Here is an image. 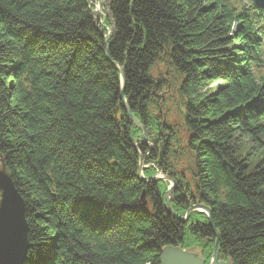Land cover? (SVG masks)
Wrapping results in <instances>:
<instances>
[{
	"label": "trees",
	"instance_id": "16d2710c",
	"mask_svg": "<svg viewBox=\"0 0 264 264\" xmlns=\"http://www.w3.org/2000/svg\"><path fill=\"white\" fill-rule=\"evenodd\" d=\"M94 4L0 0V164L26 205L24 264H160L169 247L209 264L208 218L170 215L140 156L176 182V216L211 210L221 260L264 264V11Z\"/></svg>",
	"mask_w": 264,
	"mask_h": 264
},
{
	"label": "water",
	"instance_id": "95a60500",
	"mask_svg": "<svg viewBox=\"0 0 264 264\" xmlns=\"http://www.w3.org/2000/svg\"><path fill=\"white\" fill-rule=\"evenodd\" d=\"M256 7L264 10V0H251ZM107 50L108 40L110 35H106ZM108 53V52H107ZM109 58V57H108ZM116 66V65H115ZM117 67V66H116ZM119 69L122 75V85L125 87V72L123 69ZM122 99L124 103V110L127 113L129 119L143 131V142H148L147 134L141 124L133 116L129 106L122 93ZM145 160L140 156V164L138 169V176L140 180L145 183H154L158 180L170 182L175 187L176 182L170 177L164 178H144ZM172 190L168 189L167 192V210L170 215L176 219L186 222L194 212L204 213L209 221V225L216 236V242L214 247V256L210 264H232L231 260L220 259V234L215 227L212 219V212L208 207L203 205H196L191 207L185 218H180L172 211L171 200L172 197L169 194ZM143 204L146 206L145 195H143ZM29 250L28 241V223L26 219V205L19 194L16 186L13 182L11 175L7 172L4 166L0 167V264H24ZM160 264H206V261L198 254L193 252H187L180 248H165L162 252Z\"/></svg>",
	"mask_w": 264,
	"mask_h": 264
},
{
	"label": "rangeland",
	"instance_id": "374dc122",
	"mask_svg": "<svg viewBox=\"0 0 264 264\" xmlns=\"http://www.w3.org/2000/svg\"><path fill=\"white\" fill-rule=\"evenodd\" d=\"M102 2H103V0H94V5H95V10H94V14L96 15V16H98L99 14H100V16L102 15L103 16V10H104V8H103V5H102ZM107 35H110V38H111V36H112V31L110 30H107ZM109 38V39H110ZM212 86V85H211ZM210 86V87H211ZM215 86V85H214ZM213 87V86H212ZM144 135V134H143ZM245 141V140H244ZM244 143H246V141L244 142ZM145 167V169H144V171L146 170V169H149V168H153V169H155V171H156V175L154 176V177H156V178H164V177H168V176H166V175H163L161 172H159L158 171V169L155 167V166H144ZM144 178H147L145 175H144ZM158 181H160V180H158ZM162 181V180H161ZM165 182V181H164ZM168 183V189H170V190H172V193L171 194H169V196H171L172 197V194H173V190H174V188L175 187H173V184L172 183H170V182H167ZM176 186V185H175ZM168 192V191H167ZM166 196H167V193H166ZM167 199V198H166ZM197 205H200V204H197ZM193 206H196V205H193ZM192 206V207H193ZM197 212V211H196ZM191 217V216H190ZM207 217V216H206ZM183 218H185V217H183ZM189 220V219H188ZM193 253H199V252H193ZM200 254V253H199ZM213 256H214V253H213ZM213 256H212V259L210 260V263L212 262V260H213ZM204 259V258H203ZM205 260V259H204ZM206 261V260H205ZM209 263V264H210Z\"/></svg>",
	"mask_w": 264,
	"mask_h": 264
}]
</instances>
